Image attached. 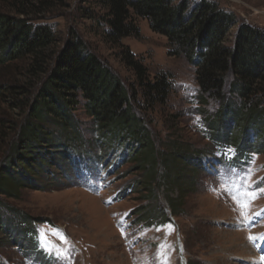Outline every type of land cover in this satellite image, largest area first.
<instances>
[{
	"label": "rangeland",
	"instance_id": "obj_1",
	"mask_svg": "<svg viewBox=\"0 0 264 264\" xmlns=\"http://www.w3.org/2000/svg\"><path fill=\"white\" fill-rule=\"evenodd\" d=\"M185 1L192 6L201 0ZM207 1L240 21L264 28V0ZM64 4L55 13L58 16L43 22L52 24L63 40L72 32L79 35L124 81L135 79L122 60L126 49L151 75L167 73L171 92L152 113V126L155 143L161 142L159 150L176 151L177 160L167 175L159 167L160 185L143 184L134 191L129 182L140 180L142 172L124 160V150L113 152L104 165L69 153L70 172L61 159L52 166L57 179L37 175L31 185L29 176L24 186L9 183L14 187L11 195L0 194V264H264L262 134L235 125L223 137L224 120L208 128L204 115L198 113L194 66L184 54L171 53L167 38L153 32L147 19L136 17L137 35L113 44L104 39L107 27L98 19L103 12L98 1L66 0ZM80 7L91 17H83ZM24 78L14 65L0 66L1 84H23ZM30 90L18 99L0 96L4 125L0 172L10 164L17 125L34 96ZM216 106L210 101L206 110L212 113ZM76 114L80 122L88 121L80 109ZM173 115L175 127L170 125ZM78 131L96 153L100 142L90 125L81 124ZM244 143L254 145L248 150V145L240 146ZM188 152L200 157L196 168L203 172L196 173V183L189 190L168 188L174 177L184 180L193 173L189 167L194 163L179 157Z\"/></svg>",
	"mask_w": 264,
	"mask_h": 264
},
{
	"label": "trees",
	"instance_id": "obj_2",
	"mask_svg": "<svg viewBox=\"0 0 264 264\" xmlns=\"http://www.w3.org/2000/svg\"><path fill=\"white\" fill-rule=\"evenodd\" d=\"M97 1L103 11L98 19L107 27L105 40L119 44L123 38L137 35L135 18L147 19L153 32L167 38L171 53L184 54L194 66L198 113L204 115L208 128L224 120L225 127L220 126L223 137L232 133L235 125L244 132H259L264 148V28L240 21L234 13L207 0L192 6L185 0ZM1 3L0 66L14 65L25 78L23 84L0 83V96L16 99L32 88L34 96L26 105L28 110L18 130L14 128L17 138L10 164L0 172V194L11 195L14 187L9 183L24 186L27 176L29 185L37 181V175L57 179L52 166L60 159L65 171L70 172L69 153L104 165L109 155L124 150V160L142 172L140 180L129 182L130 189L159 184V167L163 166L167 175L177 160L176 151L159 150L161 142L155 143L157 134L152 126V113L164 105L171 92L167 73L151 75L126 49L122 60L135 79L124 81L79 35L72 32L63 40L52 24L43 21L58 16L55 13L66 0ZM80 9L83 17H91L84 7ZM210 101L217 105L212 113L206 110ZM79 109L88 123L80 122L76 114ZM171 119L170 125L175 127V116ZM81 124L90 125L100 142L96 153L88 140L78 137ZM3 127L0 119L1 131ZM211 132L218 134V130ZM247 145L249 150L254 144H240ZM179 157L194 163L189 167L193 173L184 180L179 175L174 177L168 188L189 190L196 183V173L203 172L200 166L196 168L200 157L190 152Z\"/></svg>",
	"mask_w": 264,
	"mask_h": 264
}]
</instances>
